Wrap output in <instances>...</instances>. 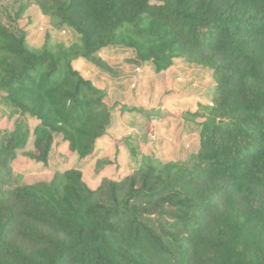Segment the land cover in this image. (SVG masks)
<instances>
[{
	"label": "trees",
	"instance_id": "obj_1",
	"mask_svg": "<svg viewBox=\"0 0 264 264\" xmlns=\"http://www.w3.org/2000/svg\"><path fill=\"white\" fill-rule=\"evenodd\" d=\"M34 6L78 42L31 47L39 28L0 24V264H264V0H22L15 20ZM175 66L211 84L197 147L99 159L88 186L113 117L89 67L122 82ZM29 140L49 182L12 174Z\"/></svg>",
	"mask_w": 264,
	"mask_h": 264
},
{
	"label": "crops",
	"instance_id": "obj_2",
	"mask_svg": "<svg viewBox=\"0 0 264 264\" xmlns=\"http://www.w3.org/2000/svg\"><path fill=\"white\" fill-rule=\"evenodd\" d=\"M30 37L29 45L31 47L36 46L38 43L36 36L32 34ZM77 64L84 66L83 62L80 60L77 61ZM181 67L184 66H175L169 71L159 74H155L149 69V71L145 73L144 78H141V74L137 73L138 70L136 68L125 70V74L128 78H133L134 81H137V79L141 81L142 79L144 80L150 77H152L153 80L158 76H164L167 79L168 86L166 84L163 86V82H158L156 80L151 84V86L154 87V92H160L163 89L168 91L170 89L171 91L169 96L163 100V104H161V108L164 109L165 115H150L147 118L145 117L146 115L142 113L141 109L135 108L137 104L134 102L132 104L127 100L121 102L122 105L126 104L127 108L121 107V110L114 109L110 129L97 141L95 149L98 154L89 165H92V163L95 165V162L99 159H109L120 166H133L134 161L131 157V151L135 150L138 154L143 153L146 146H150L154 142L157 150V157L165 161L182 160L197 147L198 126L197 123L189 117V114L195 113L199 105L210 106L211 104L209 99L206 98L208 94L206 88L201 89V86L198 85V88L195 90H189L191 88L187 85H181L175 72L176 69ZM88 71L92 73V75L89 76L86 73L85 77L96 84L98 88L106 92L107 83L111 84L109 81L113 82V80H110V76H97L101 72L96 71L92 67H89ZM95 78H98V80ZM104 80H106V82H103ZM115 85L116 81L113 86ZM117 86L115 92L122 94V97L119 98L122 101L125 97L124 94H126V90L121 86V88ZM189 93L195 94L189 95ZM184 94H188L189 96L186 97L187 95L184 96ZM131 100L133 99L131 98ZM129 103L130 105H128ZM131 132L134 133L129 137L123 135L130 134ZM152 136L154 140H152ZM73 159L75 162L76 158Z\"/></svg>",
	"mask_w": 264,
	"mask_h": 264
},
{
	"label": "rangeland",
	"instance_id": "obj_3",
	"mask_svg": "<svg viewBox=\"0 0 264 264\" xmlns=\"http://www.w3.org/2000/svg\"><path fill=\"white\" fill-rule=\"evenodd\" d=\"M21 1L22 0H0V24L8 26L11 29H16V28L24 29V31L25 30L28 31L30 29L32 30L35 27L42 29L41 31L38 30L36 32H33V36H36L38 42L37 45L39 46L41 43H43L46 36H48V43L50 45L58 44V43L75 44L78 42L77 41L78 39L73 33H62L63 29H58L55 24L51 23V20L47 16L43 15L38 7L34 6L30 8L25 14V16H23L18 20H15V13L17 12L18 10L17 8ZM130 52L122 56L124 60H129L132 57V54ZM126 64H127V69H129L131 65L129 63ZM79 68L81 69L82 72L83 66ZM148 71L149 70L138 69V72L137 71L136 72L141 74V78H144L145 73ZM175 72L182 86L187 85L189 88H191L189 90H195L196 88H198V85H200L201 89L206 88L208 91L210 84L208 79L205 77L206 73L204 70L197 69L194 67L184 66L176 69ZM155 80L158 82L160 81L163 82V86H165V84L168 86V81L164 76H160V77L158 76L156 77V79L153 80L152 77L145 78L144 80L142 79L141 81L140 79L134 81L133 78H126L125 80H122V82H116L115 86H113L115 81L113 82L109 81L111 82V84L107 83V87H106L107 106L111 108L112 111H114V109L121 110V107L127 108L126 104L122 105L121 103L127 100L131 104L133 102L137 104L135 108L141 109L142 113H144L146 115L145 117L147 118L150 115L153 116L165 115V111L164 109L161 108V104H163V100L169 96V93H171V91L170 89L169 91L163 89L160 92H154L153 90L154 87H152L151 84H153L152 82ZM103 82H106V80H104ZM116 86L119 88L121 87L125 88L126 90V94H124L125 97L122 99V101L119 99L120 97H122V94H118L115 92ZM172 92L176 93L175 91ZM131 98L133 100H131ZM130 103L128 105H130ZM2 112H6V109L0 106V127L3 126L5 123V117L1 116ZM28 125L30 127H33L34 122L28 120ZM133 133L134 132L123 135L125 137H129ZM152 140H154V137L152 138ZM31 148H32L31 141L29 140L26 148L23 151L17 152L16 157L11 163L13 176H17V175L21 176L22 182L26 185H30L35 182H49L53 176L55 169L50 168V171L48 173H37L36 172L37 166H35V164L30 162L27 158V154L31 150ZM59 169H62V167H60ZM102 174L103 176L106 177H112L114 175V172L113 170L111 171L107 170V171H103ZM94 177H95L94 163H92V165L86 167L83 174V179L84 182L88 186H90Z\"/></svg>",
	"mask_w": 264,
	"mask_h": 264
},
{
	"label": "built area",
	"instance_id": "obj_4",
	"mask_svg": "<svg viewBox=\"0 0 264 264\" xmlns=\"http://www.w3.org/2000/svg\"><path fill=\"white\" fill-rule=\"evenodd\" d=\"M40 31L42 30V29H39ZM153 138V137H152Z\"/></svg>",
	"mask_w": 264,
	"mask_h": 264
}]
</instances>
